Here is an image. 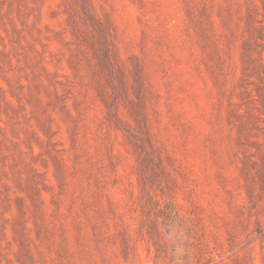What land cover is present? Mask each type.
Here are the masks:
<instances>
[{"label":"rangeland","instance_id":"obj_1","mask_svg":"<svg viewBox=\"0 0 264 264\" xmlns=\"http://www.w3.org/2000/svg\"><path fill=\"white\" fill-rule=\"evenodd\" d=\"M0 264H264V0H0Z\"/></svg>","mask_w":264,"mask_h":264}]
</instances>
